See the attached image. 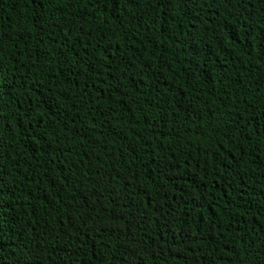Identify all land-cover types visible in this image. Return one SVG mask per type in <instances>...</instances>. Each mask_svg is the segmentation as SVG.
<instances>
[{"label":"trees","instance_id":"obj_1","mask_svg":"<svg viewBox=\"0 0 264 264\" xmlns=\"http://www.w3.org/2000/svg\"><path fill=\"white\" fill-rule=\"evenodd\" d=\"M0 264H264V0H0Z\"/></svg>","mask_w":264,"mask_h":264}]
</instances>
